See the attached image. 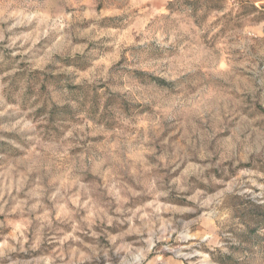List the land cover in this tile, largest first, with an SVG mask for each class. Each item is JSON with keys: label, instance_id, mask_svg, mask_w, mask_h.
Wrapping results in <instances>:
<instances>
[{"label": "rangeland", "instance_id": "374dc122", "mask_svg": "<svg viewBox=\"0 0 264 264\" xmlns=\"http://www.w3.org/2000/svg\"><path fill=\"white\" fill-rule=\"evenodd\" d=\"M0 0V264H264V3Z\"/></svg>", "mask_w": 264, "mask_h": 264}, {"label": "trees", "instance_id": "16d2710c", "mask_svg": "<svg viewBox=\"0 0 264 264\" xmlns=\"http://www.w3.org/2000/svg\"><path fill=\"white\" fill-rule=\"evenodd\" d=\"M181 3V0H172L170 6H176L177 4ZM187 6H192L193 4L197 5L200 3V0H183V2Z\"/></svg>", "mask_w": 264, "mask_h": 264}, {"label": "crops", "instance_id": "0c3cea01", "mask_svg": "<svg viewBox=\"0 0 264 264\" xmlns=\"http://www.w3.org/2000/svg\"><path fill=\"white\" fill-rule=\"evenodd\" d=\"M257 1H259V2H261V3H264V0H257Z\"/></svg>", "mask_w": 264, "mask_h": 264}]
</instances>
